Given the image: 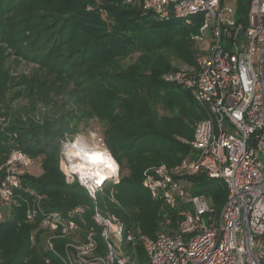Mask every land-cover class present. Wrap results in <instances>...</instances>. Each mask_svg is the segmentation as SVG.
Returning <instances> with one entry per match:
<instances>
[{"label": "trees", "instance_id": "16d2710c", "mask_svg": "<svg viewBox=\"0 0 264 264\" xmlns=\"http://www.w3.org/2000/svg\"><path fill=\"white\" fill-rule=\"evenodd\" d=\"M249 3L238 0L240 19ZM196 30L179 19H159L140 1L0 0V164L18 148L41 171L32 167L22 175L19 205L0 203V264H63L46 248L40 217L26 220L30 191L43 195L45 211L92 206L83 186L66 182L60 160L63 142L94 118L103 123L102 136L120 166V182L105 188L114 190L118 203L106 195L100 206L151 238L177 230L190 207L170 210L142 181L145 170L191 155L196 123L206 116L189 89L163 78L177 69L174 60L194 63ZM189 180V192L205 194L217 217L228 195L225 182L202 172ZM85 218L86 228L98 233L101 255V227L90 210ZM64 244L55 240L59 254ZM122 246L136 264L146 263L140 239L124 237Z\"/></svg>", "mask_w": 264, "mask_h": 264}, {"label": "built area", "instance_id": "2783aa9c", "mask_svg": "<svg viewBox=\"0 0 264 264\" xmlns=\"http://www.w3.org/2000/svg\"><path fill=\"white\" fill-rule=\"evenodd\" d=\"M125 1H140L145 11L162 20L175 18L187 26H196L195 17L200 20L198 32L192 34L199 50L194 63L181 64L163 78L189 89L206 116L196 123L191 155L174 166L161 164L145 170L142 181L151 196L170 210L190 208L175 232L156 238L126 227L98 203L106 195L118 203L112 188L105 191L106 186L120 182L118 162L117 168L95 162L85 172L75 170L66 153L78 138L74 137L63 142L60 165L67 183L77 182L87 190L92 206L45 211L43 195L30 191L33 199L28 202L26 220L40 217V227L47 231L46 248L60 256L63 264H136L123 250L124 237L142 241L145 264H264V0H250L242 19L238 0ZM93 136L97 139L93 143L81 138L87 151L112 155L104 137ZM34 164L35 159L18 148L0 164L2 205L20 204L21 177ZM200 172L222 179L227 186V199L217 217L205 194L189 192V177ZM88 210L101 227L99 235L106 245L98 256V233L93 226L86 228ZM4 218L0 211V221ZM31 238L34 241V234ZM56 239H65L62 254L57 252Z\"/></svg>", "mask_w": 264, "mask_h": 264}, {"label": "bare ground", "instance_id": "6f19581e", "mask_svg": "<svg viewBox=\"0 0 264 264\" xmlns=\"http://www.w3.org/2000/svg\"><path fill=\"white\" fill-rule=\"evenodd\" d=\"M86 146L87 144L85 141H83L81 137H78L73 140L66 148V153L71 159V164L75 170L85 172V170L89 169V167H91V165L95 162L101 167L107 166L108 168H117V161L112 155L109 154L108 151H87ZM76 158H80L81 160L78 162Z\"/></svg>", "mask_w": 264, "mask_h": 264}, {"label": "rangeland", "instance_id": "374dc122", "mask_svg": "<svg viewBox=\"0 0 264 264\" xmlns=\"http://www.w3.org/2000/svg\"><path fill=\"white\" fill-rule=\"evenodd\" d=\"M229 1H232V0H229ZM101 13H103V15H106V11L105 10H102ZM194 23H195L197 29L199 30V28H198V25L200 23L199 18H196L195 17L194 18ZM191 27H194V26H191ZM198 30H196V32H198ZM186 63H188V62H185V61H182V60H174L173 65L178 68V67H180L181 64H186ZM24 66L25 65L22 64L21 65V68H23ZM79 124H80L79 125L80 130L75 135V137H81L83 140H86L89 143H93L94 140H97L93 136V134L96 133L99 136L102 135L103 123L101 121H99L98 119H96V118L90 119L89 121H83V122H81ZM32 171H34V170H32ZM126 173H128V170L127 169H125L122 174H126Z\"/></svg>", "mask_w": 264, "mask_h": 264}, {"label": "crops", "instance_id": "0c3cea01", "mask_svg": "<svg viewBox=\"0 0 264 264\" xmlns=\"http://www.w3.org/2000/svg\"><path fill=\"white\" fill-rule=\"evenodd\" d=\"M34 172H36L37 174H39L41 171H40V167L38 165H35L33 168Z\"/></svg>", "mask_w": 264, "mask_h": 264}]
</instances>
